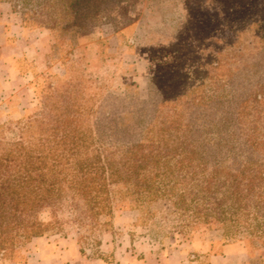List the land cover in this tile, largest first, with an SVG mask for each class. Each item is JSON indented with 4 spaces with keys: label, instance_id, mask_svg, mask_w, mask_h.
Returning <instances> with one entry per match:
<instances>
[{
    "label": "rangeland",
    "instance_id": "1",
    "mask_svg": "<svg viewBox=\"0 0 264 264\" xmlns=\"http://www.w3.org/2000/svg\"><path fill=\"white\" fill-rule=\"evenodd\" d=\"M135 144L174 156L161 195L111 187L108 212L0 242V264L228 248L264 264V0H0V157L108 166ZM187 157L199 177L240 181L235 196L208 199Z\"/></svg>",
    "mask_w": 264,
    "mask_h": 264
},
{
    "label": "trees",
    "instance_id": "2",
    "mask_svg": "<svg viewBox=\"0 0 264 264\" xmlns=\"http://www.w3.org/2000/svg\"><path fill=\"white\" fill-rule=\"evenodd\" d=\"M138 147L139 144L127 146L118 158L113 157L114 152L108 154V166L105 161L95 166L92 162L73 161L68 157L65 158L67 162L62 163L58 155L48 163L45 151H8L2 154L0 242H12L15 236L35 237L49 229H58L60 214L64 212L70 220L84 226L94 216L108 212L109 191L114 186H120L125 195H132L140 202L146 196L161 195L159 192L165 187V181L171 179L168 177L173 167L168 162L174 156L159 151H139ZM70 154H75V151ZM187 158L185 166L193 170L192 159ZM178 161L179 169L185 167L182 158ZM212 172L202 173L199 177V173L194 171L190 178L196 186L204 187L209 193L208 199H215L214 193L220 189L223 197L229 194V198H233L240 181L236 178L220 179L218 169ZM212 202L220 205V201H208ZM231 205L230 209L224 210L236 209L234 202ZM224 210L221 207V213ZM42 213H46L49 220H43L40 217Z\"/></svg>",
    "mask_w": 264,
    "mask_h": 264
},
{
    "label": "crops",
    "instance_id": "3",
    "mask_svg": "<svg viewBox=\"0 0 264 264\" xmlns=\"http://www.w3.org/2000/svg\"><path fill=\"white\" fill-rule=\"evenodd\" d=\"M246 252H244L241 248L230 249L228 248L222 254H210L208 257L203 258V262L198 259L189 258L183 261L182 258L175 259L174 257L168 255L164 257L158 256V254L147 252L142 258H132L129 257L126 260L122 261L119 264H247L246 260ZM185 257V256H184ZM185 262V263H184ZM72 264H118L117 262H108L104 263L99 260L88 261L82 260L79 257L75 256Z\"/></svg>",
    "mask_w": 264,
    "mask_h": 264
}]
</instances>
